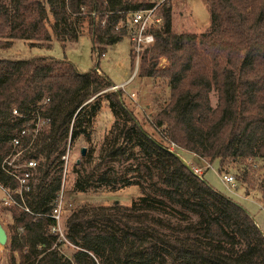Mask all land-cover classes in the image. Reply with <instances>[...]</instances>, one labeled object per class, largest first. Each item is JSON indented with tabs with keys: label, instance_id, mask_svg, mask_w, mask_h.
<instances>
[{
	"label": "trees",
	"instance_id": "16d2710c",
	"mask_svg": "<svg viewBox=\"0 0 264 264\" xmlns=\"http://www.w3.org/2000/svg\"><path fill=\"white\" fill-rule=\"evenodd\" d=\"M205 1L209 28L195 35L172 31V7L163 0L161 21L151 28L153 43L139 54L137 74L160 78L168 87L163 107L144 118L158 138L143 130L121 90L108 89L115 84L96 72L97 65L80 73L68 60L0 58V185L9 192L19 188L1 167L8 155L20 151L18 162L34 159L37 164L22 199L12 193L10 264H264V235L246 207L193 173L170 150L174 144L221 174L236 168L233 176L246 182L248 161L264 160V0ZM157 2L0 0V49L14 40L48 45L52 36L66 43L86 34L93 51L103 55L126 37L132 46L129 15ZM160 57L168 61L163 69L157 67ZM103 105L114 117L102 145L105 158L136 163L127 169L131 177H118L107 167L94 180H77L75 190L138 185L143 196L119 219L123 226L101 211L102 204L70 209L63 233L74 250L67 255L62 250L67 244L52 231L56 221L51 216L62 190L61 157L65 145L74 146L82 137L90 143L85 159L92 160V126ZM154 176L167 202L198 218L178 228L187 233L183 237L163 233L155 226L161 222L150 216L149 210L164 201L146 193L140 180ZM257 190L264 202V172ZM111 207L122 208L117 202Z\"/></svg>",
	"mask_w": 264,
	"mask_h": 264
},
{
	"label": "rangeland",
	"instance_id": "374dc122",
	"mask_svg": "<svg viewBox=\"0 0 264 264\" xmlns=\"http://www.w3.org/2000/svg\"><path fill=\"white\" fill-rule=\"evenodd\" d=\"M169 2L172 7V31L198 35L208 30L210 16L205 0H169ZM131 48L130 40L126 37L106 47L103 55H97L92 49L90 37L86 34L81 35L75 42L66 43H62L52 36L48 45L41 44V41L14 40L9 47L0 49V58L26 59L46 56L56 60H68L80 73L88 72L97 65V69H99V72L96 71L97 73H102L110 83L118 84V86L114 85L108 89L114 91L121 90L123 92L122 101L132 110L143 130L151 136L158 138V134L148 126L144 118L155 114L163 107L168 97V87L166 82L160 78L142 77L137 74L138 65L136 66V63L130 59ZM158 61V68L163 69L168 64L167 59L164 57H160ZM132 93L133 95H131ZM209 96L211 105L215 106V91L212 90ZM113 121L114 117L109 113L108 108L103 105L95 117L92 126L94 150L92 160L90 159L91 161L85 159L90 143L84 138L80 137L74 146L65 145V153L61 157L63 161L61 166L62 213L59 222L61 231L64 229L65 218L69 210H72L80 203H91L90 205L102 204L104 208L101 211L111 215L115 221L114 223H119L123 226V223L121 220L119 222V219H124L123 214L127 212L132 201H136L143 196L138 185H126L115 191L103 189L81 193L75 190L77 180L93 179L99 170L107 167L114 168L118 173V177H131L127 169L134 166L135 160L110 161L104 156V139L107 137L108 129ZM82 148L85 151L83 155L81 154ZM172 151L180 154L182 159L187 161L185 162L187 166L194 165L200 167L203 172L202 177L212 187L246 207L249 215L264 235V202L257 192V183L264 172V160L252 159L248 161L249 168L246 176L248 182L241 181L237 176H233L236 173V168L228 169L229 175L233 176L235 182L234 186H229L219 179L221 173L217 172L215 165L209 163V166H207L204 160L178 149L177 146H174ZM55 155L56 153H53L50 156V162ZM100 160L101 164L98 168L97 164ZM183 160L182 162H184ZM19 166H22V164H17L15 167ZM51 174H53V169L51 170ZM140 182L145 186L146 193L164 201V203L155 204V207L149 210L151 218L161 222L160 225L155 226L168 235L185 236L187 233L180 231L178 228L197 222V216L184 211L177 205L167 202L160 195L159 189L162 185L156 182L155 176L151 181L140 180ZM121 183L118 182V185ZM3 195L4 192L0 188V198ZM113 202L120 203L122 208L117 210L112 208L111 204ZM11 206L3 205L0 201V224L7 234L11 232L10 227L13 222ZM189 235L191 236V234ZM62 250L67 255H70L74 248L66 245ZM11 257L12 253L8 249V242L6 241L5 244L0 245V264H10ZM14 257H17L16 253Z\"/></svg>",
	"mask_w": 264,
	"mask_h": 264
},
{
	"label": "built area",
	"instance_id": "2783aa9c",
	"mask_svg": "<svg viewBox=\"0 0 264 264\" xmlns=\"http://www.w3.org/2000/svg\"><path fill=\"white\" fill-rule=\"evenodd\" d=\"M162 1L163 0H158V2L150 8L134 10L129 15L128 23H129V27L132 29V32L130 34V39L132 42V51L135 54L134 62L136 63V66L138 65V57H139L141 50L153 43L154 37L151 32V28L155 26L156 24L160 23L161 21V14L159 12L158 6ZM96 71H99V70L96 69ZM131 95H133V93ZM46 101L47 99L44 100V102ZM13 112L14 114H17L16 111H13ZM36 127L39 128V124ZM21 133L23 134L24 131H21ZM12 143L14 146H16L19 143V141L18 139H14ZM171 146H170L171 147L170 150L172 151L175 145L171 144ZM191 154L195 157H198L197 155L193 153ZM19 155H20V151L16 152L13 155H8L2 160L1 167L8 175L13 177L17 181L19 188L18 190H15L14 192H18L22 199L21 191L28 190L29 188L28 181L34 175V171L36 169L37 164L34 159H28L24 162L23 161L18 162L17 158L19 157ZM176 155L181 160H183L180 154L176 153ZM185 162L187 161L185 160L184 163ZM17 164H22V166L15 167ZM206 164L207 166H209V163L206 162ZM188 167L191 169L193 173L197 174L200 177L202 176L203 172L200 167H197L194 165L193 166L189 165ZM219 179L226 185H229V186L235 185L233 176L229 174L223 173L219 175ZM0 188L4 192V195L0 198V201L2 202V204L6 206L13 205L15 201L12 197V193L14 192H9L7 189L3 188L1 185H0ZM61 213H62V197H61V192H60L58 197L56 198L55 205L51 213V216L56 221V225L55 227L52 228V231L58 234V238H57L58 241L62 240L65 242V244L72 246L65 239L63 231H61V228L59 226ZM72 264H76V263H72Z\"/></svg>",
	"mask_w": 264,
	"mask_h": 264
},
{
	"label": "water",
	"instance_id": "95a60500",
	"mask_svg": "<svg viewBox=\"0 0 264 264\" xmlns=\"http://www.w3.org/2000/svg\"><path fill=\"white\" fill-rule=\"evenodd\" d=\"M84 148H82L81 150V154H84ZM255 223V222H254ZM256 224V223H255ZM257 225V224H256ZM7 241V233L5 231V229L3 228V226L0 224V245L5 244V242Z\"/></svg>",
	"mask_w": 264,
	"mask_h": 264
},
{
	"label": "crops",
	"instance_id": "0c3cea01",
	"mask_svg": "<svg viewBox=\"0 0 264 264\" xmlns=\"http://www.w3.org/2000/svg\"><path fill=\"white\" fill-rule=\"evenodd\" d=\"M115 85H117V86H118V84H115ZM120 85H122V84H120Z\"/></svg>",
	"mask_w": 264,
	"mask_h": 264
}]
</instances>
